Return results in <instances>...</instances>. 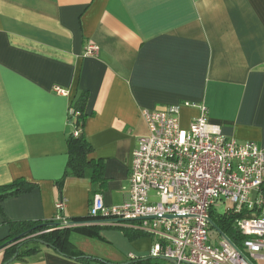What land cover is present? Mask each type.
Wrapping results in <instances>:
<instances>
[{
    "label": "crops",
    "instance_id": "obj_1",
    "mask_svg": "<svg viewBox=\"0 0 264 264\" xmlns=\"http://www.w3.org/2000/svg\"><path fill=\"white\" fill-rule=\"evenodd\" d=\"M90 45L98 55L86 56ZM84 91L85 133L92 156L105 162L99 194L107 206L129 198L133 153L149 134L143 110L180 104L187 129L205 105L224 136L264 150V0H0V186L38 184L1 204L0 243L10 234L5 218L50 221L61 201L70 222L88 216L99 188L71 176L62 191L57 184L68 164L69 112ZM69 239L101 261L43 247L8 264H126L153 257L155 244L112 226Z\"/></svg>",
    "mask_w": 264,
    "mask_h": 264
},
{
    "label": "built area",
    "instance_id": "obj_2",
    "mask_svg": "<svg viewBox=\"0 0 264 264\" xmlns=\"http://www.w3.org/2000/svg\"><path fill=\"white\" fill-rule=\"evenodd\" d=\"M98 55L90 45L86 56ZM55 92H67L56 87ZM190 106L189 103L184 104ZM182 105L143 110L149 134L139 139L130 169L128 200L107 206L93 197L85 222H70L57 204L62 227L133 228L155 239L153 256L177 264H258L264 261V150L257 142H238L210 123L208 108L189 128L180 123ZM231 205H230V204ZM229 204V205H228ZM223 207L240 215L234 226L248 238L237 248L218 231L212 243V213Z\"/></svg>",
    "mask_w": 264,
    "mask_h": 264
},
{
    "label": "trees",
    "instance_id": "obj_3",
    "mask_svg": "<svg viewBox=\"0 0 264 264\" xmlns=\"http://www.w3.org/2000/svg\"><path fill=\"white\" fill-rule=\"evenodd\" d=\"M89 93L84 91L72 104L69 112V121L72 131L68 138V164L64 177L58 181L60 191L63 190L65 180L68 177L79 179H90L94 186L99 189L92 193L90 205L95 195L101 193L106 188L107 178L105 175V162L95 159L93 147L85 133V124L88 118L87 104ZM38 187L35 182L28 181L24 178L17 179L8 185L0 186V209L1 204L12 197L28 194ZM249 216L253 217L251 211L241 213L218 214L212 213L213 226L219 229L223 235L228 238L237 248H242L244 241L248 238L241 231L235 228L234 221L236 218ZM91 220V217L74 219L71 222H85ZM5 223L10 227V234L0 243V250L5 251L7 262L17 255L15 260H28L35 258L41 253L43 247H49L59 255L77 260V261H101L96 258L88 257L78 250L70 241L69 236L72 231H78L83 234L98 235L101 226H79V227H62L55 219L50 221H12L5 218ZM103 227V226H102ZM130 239H135L145 235L142 231L133 228H124ZM162 262L156 257L134 259L130 264H157Z\"/></svg>",
    "mask_w": 264,
    "mask_h": 264
},
{
    "label": "rangeland",
    "instance_id": "obj_4",
    "mask_svg": "<svg viewBox=\"0 0 264 264\" xmlns=\"http://www.w3.org/2000/svg\"><path fill=\"white\" fill-rule=\"evenodd\" d=\"M229 204H230V203H229ZM229 204H228V205H229ZM230 205H231V204H230ZM223 209H224L223 207L220 208L221 211H222ZM120 228H121V227H120ZM122 229H124V228H122ZM71 233H72V234H74V233L79 234L80 232H78V231H72ZM71 233H70V234H71ZM80 234H81V233H80ZM82 234H83V233H82ZM217 237H218V231H217L216 228L213 227V228L211 229V231H210V238H211L212 243H216V241H217L216 238H217ZM162 263H163V264H169V263L166 262V261H163Z\"/></svg>",
    "mask_w": 264,
    "mask_h": 264
},
{
    "label": "water",
    "instance_id": "obj_5",
    "mask_svg": "<svg viewBox=\"0 0 264 264\" xmlns=\"http://www.w3.org/2000/svg\"><path fill=\"white\" fill-rule=\"evenodd\" d=\"M214 228H216V227H214ZM216 229H217V228H216ZM16 257H17V255H15L13 259H11L10 261L6 262L5 264H8L9 262L14 261V260L16 259ZM156 258H157V257H156ZM159 259H161V260H163V261H166V262H168V263H170V264H177V262H176L174 259H172V258L160 257ZM130 263H131V262H128V263H126V264H130Z\"/></svg>",
    "mask_w": 264,
    "mask_h": 264
}]
</instances>
